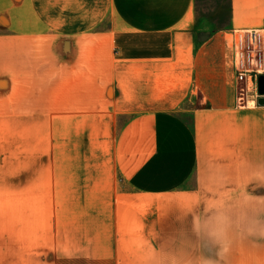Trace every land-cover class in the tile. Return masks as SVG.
<instances>
[{"label":"crops","instance_id":"obj_1","mask_svg":"<svg viewBox=\"0 0 264 264\" xmlns=\"http://www.w3.org/2000/svg\"><path fill=\"white\" fill-rule=\"evenodd\" d=\"M208 1L0 0V264H264V101L237 105L214 41L264 26V0L218 24ZM51 107L115 131L120 184L83 197L51 168Z\"/></svg>","mask_w":264,"mask_h":264},{"label":"rangeland","instance_id":"obj_2","mask_svg":"<svg viewBox=\"0 0 264 264\" xmlns=\"http://www.w3.org/2000/svg\"><path fill=\"white\" fill-rule=\"evenodd\" d=\"M204 5L205 9H212L214 11L215 15L211 19L214 24L228 20L227 0H209ZM218 8H220V13H217ZM232 38L233 31H223L217 35L216 40H214L217 43V51H215V54L220 59V65L218 69L212 65L209 73H214L216 68L218 73L217 78L228 89L235 92L237 82L233 71ZM53 68L56 69V66H53ZM210 83L214 82H208L206 85ZM5 84V82H2L3 87L6 86ZM57 84L56 81L34 83L33 136L35 143L42 137V131L39 130V125L42 120L41 110L43 108L47 109V107H42L41 105L42 95L43 93L56 94ZM200 86L205 88L203 83H200ZM163 95L166 100L170 98L169 93H164ZM248 105H251V103ZM183 106H186V103ZM47 117H49V127L46 131L48 130L50 165L52 169L57 166V169L62 170L61 174L66 179L71 175L76 178H82L83 197L85 196V192L86 196L90 197L88 188L91 185H104V181L108 182L111 179L115 184H120L121 180L115 174L113 167L114 130L109 128L101 129L99 127L100 120L97 124H89L87 121L85 123L81 120L82 116L80 114L66 113L62 107H51ZM100 118L103 119L106 117L101 116ZM95 125L96 127H94ZM102 125H105V123ZM0 133L2 138L9 136V132L2 131ZM41 147L36 144L33 146L34 168L36 170L40 167L41 153L46 152ZM3 148L6 149V153H9L10 147L4 146ZM17 148L18 153L24 152L21 147ZM44 148L46 149L47 147ZM70 172L73 173L70 174Z\"/></svg>","mask_w":264,"mask_h":264},{"label":"built area","instance_id":"obj_3","mask_svg":"<svg viewBox=\"0 0 264 264\" xmlns=\"http://www.w3.org/2000/svg\"><path fill=\"white\" fill-rule=\"evenodd\" d=\"M231 47L237 105L248 106V97L264 101V26L234 30Z\"/></svg>","mask_w":264,"mask_h":264},{"label":"water","instance_id":"obj_4","mask_svg":"<svg viewBox=\"0 0 264 264\" xmlns=\"http://www.w3.org/2000/svg\"><path fill=\"white\" fill-rule=\"evenodd\" d=\"M260 102H263L261 99L259 100Z\"/></svg>","mask_w":264,"mask_h":264}]
</instances>
